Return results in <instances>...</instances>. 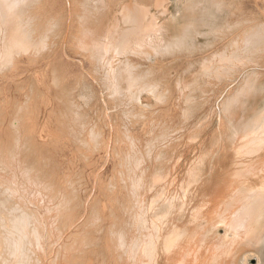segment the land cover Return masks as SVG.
<instances>
[{"label":"rangeland","instance_id":"rangeland-1","mask_svg":"<svg viewBox=\"0 0 264 264\" xmlns=\"http://www.w3.org/2000/svg\"><path fill=\"white\" fill-rule=\"evenodd\" d=\"M154 1H136L139 5L131 12L135 21L118 42L105 33L127 26L120 19L124 0H89L81 7L78 0H19L14 7L0 36V59H5L0 63V194L9 196H0V202L6 201L0 207V264H193L201 212L215 200V185L223 179V174L216 176L196 197L200 151L210 148L221 130L230 95V116H264V0H159V6ZM25 17L37 22L31 25L37 38L12 51L6 47L17 40L16 27ZM66 29L70 34L63 50ZM254 48L260 49L249 51ZM3 49L9 55L12 51V57ZM228 159L219 160L218 168L237 167ZM53 172L58 175L53 189L61 186L64 197H52L57 193L49 186L44 191L46 176ZM37 174L44 178L41 187ZM261 185L256 191H264ZM72 189L71 201L79 199L74 203L68 201ZM36 191L45 195L43 202ZM250 194L241 190L239 197ZM85 201L82 226L65 236L69 214H83ZM15 203L30 221L23 222L27 237L21 235V240L29 239L23 243L27 247L19 241L22 247L8 255L3 237L6 231L11 238L15 234L7 230ZM73 204L78 208L71 211ZM171 222L175 225L168 233ZM202 231L214 236L209 229ZM20 249L26 260L20 259Z\"/></svg>","mask_w":264,"mask_h":264},{"label":"bare ground","instance_id":"bare-ground-1","mask_svg":"<svg viewBox=\"0 0 264 264\" xmlns=\"http://www.w3.org/2000/svg\"><path fill=\"white\" fill-rule=\"evenodd\" d=\"M18 1L19 0H0V36L1 33H3V28L6 27L7 25V22L9 23V19H11V14L13 13V10H14V7L18 4ZM89 0H78V3H79V7L82 6V2H87ZM95 1H98V0H95ZM137 0H124L123 2V5H122V10H121V13H120V19H122L121 21L124 22L125 27L123 28H116L114 27L112 30H107V32L105 33V35L108 36L109 40L114 39L115 37V42H118L120 39H123L125 36H127L131 30V27L129 25H132L133 22L135 21L134 19H132L131 17V12H132V7L133 5H139L138 2H136ZM213 1V0H212ZM120 3V2H119ZM155 5L159 6L160 3H159V0H155L154 1ZM159 3V4H158ZM218 3V2H217ZM220 4V3H219ZM118 5V4H117ZM120 5V6H121ZM217 5V4H216ZM28 6V5H27ZM218 7H220L219 5H217ZM26 8V7H24ZM23 8V9H24ZM29 8V7H28ZM22 10V9H21ZM118 10V9H116ZM213 10V9H212ZM26 10L23 11V13H25ZM115 11V10H114ZM21 11H19L20 13ZM118 14V13H117ZM21 15V14H19ZM30 15V14H29ZM28 15V16H29ZM106 15V14H105ZM104 15V16H105ZM25 16V15H24ZM82 16V14H81ZM23 17V16H21ZM32 17V16H31ZM119 18V16H116ZM135 18V17H133ZM12 20V19H11ZM21 20V19H19ZM34 20V19H33ZM32 20V21H33ZM118 19H116V22L118 24L119 20L117 21ZM32 21H31V18H28V17H25L24 19L22 18V22H18L20 23L18 27H16V30H19V35H17V40L13 38L12 42L13 45H10L6 48H11L12 51H13V48L15 49H18V46L21 45V47H28L29 45H27L25 42H31V44L33 43V40H35V38L37 37H34V34H35V29L32 24ZM115 21V20H114ZM56 22V21H55ZM103 22V21H102ZM112 22V21H111ZM34 23H35V20H34ZM37 23V22H36ZM36 23L34 25H36ZM39 23V22H38ZM54 23V22H53ZM103 24V23H102ZM121 24V23H120ZM118 24V25H120ZM123 24V23H122ZM11 26V25H10ZM117 26V25H116ZM253 27H251V32L250 33H254L255 31V27L258 26L257 25H252ZM37 27V26H35ZM40 27V26H39ZM10 29V27H9ZM53 29V27H52ZM39 30V29H38ZM41 30V29H40ZM10 31V30H9ZM48 31V30H47ZM55 31V30H54ZM18 32V31H17ZM39 32V31H38ZM41 32V31H40ZM39 32V33H40ZM49 32V31H48ZM5 33V32H4ZM11 33V32H10ZM16 33V32H15ZM17 34V33H16ZM51 34V33H50ZM63 40H62V43H61V49L64 50V45L65 43L68 42V35L70 34V31H68L67 29L65 30V32L63 33ZM247 34V33H246ZM5 35V34H4ZM18 36L20 37L18 39ZM50 36V35H49ZM13 37V36H11ZM15 37V35H14ZM73 37V36H72ZM4 38V37H3ZM7 38V37H5ZM38 38H41L38 36ZM43 38V37H42ZM11 39L7 41L10 43L11 42ZM3 40H6V39H3ZM42 41L39 42L41 44H43V39H41ZM44 40H45V37H44ZM56 40V39H54ZM237 40H234L233 42L236 43ZM3 42V41H2ZM11 42V43H12ZM109 42V41H108ZM112 42V41H110ZM38 43V42H37ZM36 41H35V44H37ZM233 43V44H235ZM4 44V43H3ZM7 44V43H6ZM4 44V45H6ZM30 44V45H31ZM47 44V43H46ZM46 44H43V45H46ZM27 45V46H26ZM56 45V44H55ZM111 45V44H110ZM16 46V47H14ZM52 46V45H51ZM20 47V48H21ZM31 47H33L31 45ZM36 47V46H35ZM247 47H251V44H248ZM254 47V46H253ZM3 48V46L1 47ZM5 48V50H6ZM19 48V49H20ZM22 48H21V52H22ZM231 48V47H230ZM15 49V50H16ZM257 49H260V48H254V49H250L249 51L250 52H253ZM4 50V49H3ZM2 50V51H3ZM4 50V52H5ZM10 50V49H9ZM24 50V49H23ZM31 50V49H29ZM8 51V50H7ZM11 51V52H12ZM25 51V50H24ZM23 51V52H24ZM32 51V50H31ZM9 52V51H8ZM11 52H10V55L9 53L5 52L3 54H8L9 55V58L11 56ZM19 52V53H21ZM26 52V51H25ZM1 53V52H0ZM13 53V52H12ZM63 53V54H62ZM61 54L62 56L64 57H68L66 54H64V52H62L61 50ZM3 56V55H2ZM2 56H0V58H2ZM7 55H4V57L6 58ZM12 57V56H11ZM0 63H2V59H0ZM9 60V59H8ZM6 62V61H5ZM9 63V62H8ZM11 63V62H10ZM32 87V86H31ZM59 87V86H58ZM61 87V86H60ZM62 89V88H61ZM66 90V89H65ZM60 92H62L60 90ZM64 94V93H63ZM67 94V93H66ZM64 98V97H63ZM229 101L227 103V109L230 108V111L229 112H233L234 109H233V96L230 95L228 97ZM10 100V99H9ZM26 100V99H25ZM29 101V100H28ZM59 101V100H58ZM27 102V101H26ZM27 107V105H26ZM24 108V106H23ZM233 109V110H232ZM25 110V109H24ZM232 110V111H231ZM26 111V110H25ZM28 111V110H27ZM22 112V110H21ZM228 112V115H225V117L222 119V121L220 122V131L213 135V137L211 138V144H210V148H208L207 150L204 151V153H202V150L200 151V155H199V160H200V164L198 166V170H196L197 172L196 175H195V180L197 182V186H195L194 188V191H195V195L197 198H201L202 196V193H203V187L206 186V187H211L214 183V180H215V177L220 175V174H223V179L222 180H218V183L217 185H215V188H214V194H217L215 200L212 202L211 205L207 206V208L205 209V211H202L201 212V216H202V221L200 222V227L198 229H196V240H195V249L194 250V256H193V264H251L250 263V260L251 259H254L256 258L257 259V264H264V191H263V188L259 191H256L255 189V186L257 187V189H259L261 183L264 182V155H263V151H264V116L260 117V118H255V119H235L234 117L230 116ZM28 113V112H27ZM22 115V114H21ZM21 115H20V118H21ZM23 116V115H22ZM64 116V115H63ZM14 121V120H13ZM18 121V120H17ZM21 121V119H20ZM100 121V120H98ZM2 122V121H1ZM0 122V123H1ZM12 123V122H11ZM87 125V124H85ZM15 126V125H14ZM97 126V125H96ZM77 127V126H76ZM94 127V125H93ZM18 129V128H17ZM16 129V130H17ZM73 129V128H72ZM94 129V128H93ZM19 131V130H18ZM81 133V132H80ZM91 133V131H90ZM98 133V132H97ZM100 133V132H99ZM15 134V132H14ZM16 135V134H15ZM17 136V135H16ZM94 136V134H93ZM96 136V134H95ZM94 136V137H95ZM102 136V135H101ZM92 137V136H91ZM98 138H99V135H98ZM97 138V139H98ZM111 138V137H110ZM118 138V137H117ZM100 139V138H99ZM107 140V139H106ZM86 141V140H85ZM90 141V140H89ZM117 141V140H115ZM23 143V142H22ZM30 143V142H29ZM86 143V142H85ZM93 143V142H92ZM117 143V142H116ZM15 144V143H14ZM31 144V143H30ZM79 144V143H78ZM20 145V144H19ZM89 147V145H88ZM93 147V146H92ZM97 147V146H96ZM13 148V147H12ZM98 148V147H97ZM114 148V147H112ZM94 149V148H93ZM7 150V149H6ZM13 150V149H12ZM98 150V149H97ZM96 150V151H97ZM115 150V149H114ZM16 151V150H15ZM14 151V152H15ZM109 151V150H108ZM116 151V150H115ZM25 152V151H24ZM114 152V151H113ZM26 153V152H25ZM32 153V152H31ZM35 153V152H34ZM84 153V152H83ZM93 153V152H92ZM116 152H114L115 154ZM118 153V152H117ZM8 154V153H6ZM109 154V153H108ZM5 155V154H4ZM25 155V154H24ZM6 156H10V155H6ZM21 156V155H20ZM19 156V157H20ZM84 156V155H82ZM228 156L231 157V161H229V159L227 160L228 162L230 163H233V164H236L237 167H227L225 165H222L223 167V170H222V167L221 168H218V163H219V160H224L226 159ZM122 157V156H121ZM247 157V158H246ZM251 157H253L252 160H249ZM7 158V157H6ZM10 158V157H9ZM23 158V157H22ZM89 158V157H88ZM7 160V159H6ZM5 160V161H6ZM11 160V159H10ZM119 161V159H118ZM9 162V161H8ZM11 162V161H10ZM9 162V163H10ZM42 162V161H41ZM44 162V161H43ZM216 162V163H215ZM257 162H261V163H257ZM17 163V162H15ZM21 163V162H20ZM37 163V162H36ZM222 163V162H221ZM4 164V162H3ZM2 164V165H3ZM7 164V163H5ZM35 164V163H34ZM93 164V163H92ZM204 164L206 165V167H203ZM11 165V163H10ZM8 165V166H10ZM44 165V164H43ZM4 166V165H3ZM12 166V165H11ZM17 166V165H16ZM31 166V165H30ZM36 166V165H34ZM40 166H38L39 168ZM1 168V167H0ZM16 168V167H15ZM18 168V167H17ZM114 168V166H113ZM11 169V168H10ZM8 169V170H10ZM32 169V168H31ZM30 169V170H31ZM41 169V168H40ZM42 169H43V166H42ZM1 170V169H0ZM7 170V171H8ZM33 170V169H32ZM18 171V170H17ZM28 171V170H27ZM38 171V170H37ZM42 171V170H41ZM6 172V171H5ZM24 172V171H23ZM68 172V170H67ZM66 172V173H67ZM4 173V172H3ZM42 174V173H41ZM4 175V174H3ZM7 175V174H6ZM29 175V174H28ZM38 175V174H37ZM68 175V173H67ZM226 175H229L231 176L233 179H226ZM24 176V175H23ZM32 176V175H31ZM57 173L53 172L51 173L49 176L47 175L46 177H48V180L46 182V186H45V190L48 188L51 187L52 189L55 188V185L57 187V184H56V180H57ZM119 176V175H118ZM29 177V176H28ZM64 177V175H63ZM75 177V176H74ZM6 178V177H5ZM9 178V177H8ZM36 178V181L38 183V185L41 187L42 186V182H43V177H41V175H38ZM70 178V177H69ZM72 178V177H71ZM96 178V177H95ZM115 179V178H114ZM7 180V179H6ZM24 180V179H23ZM26 180V179H25ZM35 180V179H34ZM70 180V179H69ZM68 180V181H69ZM8 181V180H7ZM58 181V180H57ZM114 182V181H113ZM29 183V182H28ZM31 183V182H30ZM116 183V182H115ZM62 184V183H61ZM73 184V183H72ZM108 184V183H107ZM257 184L259 186H257ZM3 185V184H2ZM21 185V184H20ZM23 185V184H22ZM43 185H44V182H43ZM59 185V184H58ZM71 185V183H70ZM133 185V184H132ZM1 186V185H0ZM15 186V184H14ZM263 186V185H261ZM16 187V186H15ZM27 187V186H26ZM47 187V188H46ZM59 187V186H58ZM78 187V186H77ZM7 188V187H6ZM23 188V187H22ZM35 188V187H34ZM60 188H62L61 186L58 188L59 190H54L56 192L54 193H57V195H53L52 194V191L50 192L49 189H48V195L51 193L52 194V197L54 196V198H58L60 195V197H64L63 195V192L62 190L60 191ZM15 189V188H14ZM26 189V188H25ZM42 189V188H41ZM56 189V188H55ZM123 189V188H122ZM255 189V190H254ZM6 190V189H5ZM8 190V188H7ZM10 190V188H9ZM51 190V189H50ZM135 190V189H134ZM241 190L242 192H247L249 191L251 194L247 197V199H243V197H239L240 194H241ZM1 191V189H0ZM4 191V190H3ZM3 191L1 193H3ZM32 191V190H31ZM43 191V189H42ZM85 191V190H84ZM10 192V191H9ZM37 192V191H36ZM8 193V191H7ZM15 193V192H14ZM19 193V192H18ZM39 192H37L36 194H38ZM47 193V192H46ZM45 193V194H46ZM134 193V192H133ZM5 195L6 192L4 193ZM12 194V193H11ZM41 194V193H40ZM38 194V195H40ZM71 194H73V189L71 191V193H69L68 195V201L69 202H73L75 200H79V199H75L76 196L72 195L74 197V201H71L73 200L72 197H71ZM75 194V193H74ZM15 195V194H13ZM27 195V194H26ZM44 195V194H42ZM76 195V194H75ZM0 196H3L2 194H0ZM16 196V195H15ZM19 196V195H17ZM22 196V195H21ZM32 196V195H30ZM37 196V195H36ZM41 196V195H40ZM78 196V195H77ZM9 197V196H8ZM7 197V198H8ZM26 197V196H25ZM39 197V196H38ZM37 197V198H38ZM46 197H47V194H46ZM50 197V195H49ZM89 197V196H88ZM124 197V196H123ZM143 197V195H142ZM239 197V198H238ZM4 199L5 200H8V199ZM11 198V197H10ZM13 198V197H12ZM45 198V195L44 197ZM42 196L40 197V199L42 200L43 199ZM53 198V199H54ZM66 198V197H65ZM79 198V197H77ZM144 198V197H143ZM20 199V198H19ZM31 199V198H30ZM52 199V198H51ZM90 199V197H89ZM139 199V202L142 203V199L140 200ZM1 200L2 197H1ZM4 200V201H5ZM18 200V199H17ZM39 200L38 198V201H41ZM48 200V199H47ZM64 199L62 198L61 201H63ZM87 200V199H86ZM15 201V200H14ZM13 201V202H14ZM20 201H22L20 199ZM19 201V202H20ZM28 201V200H27ZM44 200H42L41 202H43ZM49 201V200H48ZM55 201V199H54ZM60 201V202H61ZM67 201V202H68ZM88 201V200H87ZM98 201V200H97ZM124 201V200H123ZM24 202V201H23ZM36 202V201H35ZM40 202V204H41ZM59 202V201H58ZM57 203V204H60ZM64 202V201H63ZM66 202V201H65ZM68 202V203H69ZM80 201H76V203H78ZM86 202V201H85ZM83 202V203H85ZM94 202V201H93ZM138 201H136L137 203ZM5 202H0V207L1 205H3ZM9 203V201H8ZM17 203V202H16ZM15 203V204H16ZM33 203V202H32ZM31 203V204H32ZM98 203V202H96ZM125 203V202H124ZM140 203V206H142ZM10 204V203H9ZM12 204V203H11ZM27 204V203H26ZM34 204V203H33ZM51 204V203H50ZM71 204V203H70ZM108 204V203H107ZM135 204V203H134ZM144 204V203H143ZM14 205V204H13ZM19 205V204H18ZM17 204L14 205V206H18ZM47 205V204H46ZM64 205V204H62ZM92 205V204H91ZM125 205V204H124ZM8 206V205H7ZM59 206V205H58ZM61 206V205H60ZM67 206V204L65 205ZM89 206V205H88ZM95 206V205H94ZM93 206V207H94ZM103 206V205H102ZM145 206V205H144ZM143 206V207H144ZM10 207V206H9ZM21 206H18L16 209H14L13 212L12 209L10 208L11 212L14 213L13 215V225H11L12 227H10L9 225V228L7 230L11 231V235L12 233L14 235H16V233H18L17 235H19L20 237L18 238V240L14 239V235L12 236L13 238H11L9 235H7V231L5 232V235L3 237V241L5 242V245L7 244L6 248H7V252H10L8 255H10L11 253H15L17 251V247H20L21 245H19V243L22 244V246H26L24 245L23 243L29 239V238H25L27 236H25L23 233L26 231V227L24 225V220L27 219L25 218V212L24 213H20V211H23L21 210L20 208ZM26 206H24L25 208ZM34 207V206H33ZM46 207V206H45ZM92 207V206H91ZM92 207V208H93ZM96 207V206H95ZM122 207V206H121ZM8 208V207H7ZM15 208V207H14ZM19 208V209H18ZM39 208H40V205H39ZM53 208V207H52ZM56 207H54L53 209H55ZM64 208V207H63ZM66 208V207H65ZM71 211L74 210L75 208H78L76 207V205L73 204V206L71 205L70 207H68ZM125 210L126 209V206L124 207ZM123 208V209H124ZM38 209V208H37ZM44 209V208H42ZM46 209V208H45ZM51 209V210H53ZM60 209V207H59ZM57 209V210H59ZM62 209V208H61ZM69 209H65V210H69ZM143 209V208H142ZM141 209V211H142ZM4 210V209H3ZM20 210V211H19ZM56 210V212H57ZM65 210H62L65 211ZM84 212L82 214V212L80 214H75V215H72V214H69V222L67 223L68 224V231L65 232V236L67 235H70L71 234V231L72 230H75V229H78L80 228V226H82V221L84 220L83 217H85L86 215V210H87V202L84 204ZM95 210V209H94ZM93 210V211H94ZM108 210H110L108 208ZM138 210V209H137ZM5 211V210H4ZM26 211V210H25ZM29 211V210H28ZM47 211V210H46ZM44 211V213L46 212ZM54 211V210H53ZM65 211V212H67ZM92 211V213H93ZM100 211V209H99ZM111 211V210H110ZM120 211V209H119ZM129 211V210H128ZM7 212H9V210H7ZM5 212V213H7ZM11 212L9 213V216H11ZM55 212V213H56ZM69 212V211H68ZM67 212V214H68ZM3 213V217H4V214ZM28 212H26V215L29 216V214H27ZM31 213V212H30ZM33 213V212H32ZM31 213V215H32ZM39 213V212H38ZM42 213V212H41ZM39 213V214H41ZM52 213V212H51ZM59 213V212H58ZM57 213V215H58ZM103 213V212H102ZM131 213V212H130ZM11 214V215H10ZM37 214V213H35ZM38 214V215H39ZM64 214V213H62ZM125 214V213H123ZM30 215V216H31ZM48 215V214H47ZM52 215V214H51ZM49 214V217L51 216ZM54 215V214H53ZM61 215V214H60ZM66 215V214H65ZM97 215V214H96ZM114 215V213H113ZM139 214H137L138 216ZM1 216V214H0ZM7 216L6 219L9 217ZM29 216V217H30ZM33 216V215H32ZM35 216V215H34ZM42 216V215H41ZM59 216V215H58ZM108 217L109 216H112V215H107ZM106 216V217H107ZM133 216V215H132ZM54 217V216H53ZM62 217V215H61ZM60 217V219H61ZM87 217H90V216H87ZM113 217V216H112ZM117 217V216H116ZM140 217V215H139ZM25 218V219H24ZM32 218V217H31ZM28 218V220H33V218ZM44 218V217H42ZM48 218V217H47ZM58 218V217H57ZM103 218V217H102ZM133 219V217H131ZM130 218V219H131ZM1 219V217H0ZM3 219V218H2ZM5 219V217H4ZM11 219V218H10ZM35 219V218H34ZM49 219V218H48ZM56 219V218H55ZM91 219V218H90ZM97 219V218H96ZM101 219V217H100ZM115 219V218H114ZM118 219V218H116ZM122 219V218H121ZM140 219V218H139ZM9 220V219H7ZM59 220V218H58ZM57 220V221H58ZM63 221V218L61 219ZM65 220V219H64ZM88 220V219H87ZM98 220V219H97ZM113 220V218H112ZM119 220V219H118ZM141 220V219H140ZM3 221V220H1ZM5 221V220H4ZM10 221V220H9ZM27 220H25V223ZM35 221V220H33ZM43 221V220H42ZM47 221V219H46ZM61 221V223H62ZM142 221V220H141ZM36 222V221H35ZM38 222V221H37ZM36 222V224H37ZM53 222V221H52ZM88 222V221H87ZM90 222V221H89ZM88 222V223H89ZM104 222V221H103ZM124 222V221H123ZM2 223V222H1ZM23 223V224H22ZM30 224V221L28 222ZM27 223V224H28ZM46 223V222H45ZM58 223V222H57ZM64 223V221H63ZM62 223V224H63ZM3 224V223H2ZM33 223H31L32 225ZM52 224V223H51ZM60 224V223H59ZM60 224L61 226H63V228L61 226H59L60 230H64V226L66 227V224L62 225ZM140 224H142L140 222ZM139 224V225H140ZM4 225V224H3ZM6 225V224H5ZM30 225V226H31ZM40 225V224H39ZM47 225V223L44 225V227ZM54 225V223H53ZM52 225V226H53ZM83 225H85L83 223ZM173 225L175 224H171L169 225V232L171 231V228H173ZM28 227V225H26ZM34 226V225H33ZM38 226V224H37ZM42 226V225H40ZM39 226V227H40ZM48 226V225H47ZM111 225H109V229ZM32 227V226H31ZM55 227V226H54ZM104 227V226H103ZM101 226V229L103 228ZM123 227V226H122ZM143 227V225H142ZM36 229V227H33V229ZM48 228V227H47ZM52 228V227H50ZM75 228V229H74ZM82 228V227H81ZM203 228H206V229H209V233H211L212 231L214 232V236L212 238H209L208 236H210L209 234H205L202 229ZM223 229L224 230V233L223 234H220V230L219 229ZM34 229V230H35ZM40 229V228H39ZM44 229V228H43ZM49 229V228H48ZM107 226H106V230H107ZM31 230V229H30ZM55 230V228L53 229ZM57 230V229H56ZM59 230V231H60ZM79 230V229H78ZM83 230V229H81ZM8 231V232H9ZM50 231V229H49ZM77 231V230H76ZM98 231V230H97ZM103 231V229L101 230ZM4 232V231H3ZM37 232V231H36ZM55 232V231H54ZM73 232V231H72ZM75 232V231H74ZM78 232V231H77ZM100 232V231H98ZM105 232V231H104ZM110 232V231H109ZM114 232V231H113ZM124 232V231H123ZM10 233V232H9ZM8 233V234H9ZM115 233V232H114ZM30 234V233H29ZM38 234V233H36ZM42 234V233H40ZM40 234L38 237H40ZM62 234V232H61ZM76 234V233H75ZM110 234V233H109ZM127 234V233H126ZM21 235L25 236L23 238H25L26 240L23 242L21 239ZM33 235V234H32ZM31 235V236H32ZM56 235V234H55ZM58 235V234H57ZM79 235V234H78ZM30 236V237H31ZM60 235H58L59 237ZM63 237V235H61ZM71 236V235H70ZM74 236V234H73ZM57 237V236H56ZM57 237V238H58ZM61 237V239H62ZM76 237V236H75ZM74 237V239H75ZM115 237V236H114ZM2 238V237H1ZM41 238V237H40ZM78 238V237H77ZM111 238V236H110ZM12 239V240H11ZM45 239V238H44ZM43 239V240H44ZM59 239V238H58ZM108 239V238H107ZM107 239H105L107 241ZM117 239V238H116ZM16 240V241H15ZM24 240V239H23ZM68 240V239H67ZM65 240V241H67ZM98 239H96L97 241ZM104 240V239H103ZM115 240V239H114ZM21 241V242H19ZM29 241V240H28ZM27 241V243H28ZM33 241V239H32ZM38 241V240H37ZM36 241V242H37ZM60 241V239H59ZM71 241V240H70ZM112 241V240H111ZM116 241V240H115ZM18 242V243H17ZM34 242H35V239H34ZM57 242V241H56ZM68 242V241H67ZM77 242V240H76ZM19 246H16L17 244ZM26 243V242H25ZM30 243V242H29ZM28 243V244H29ZM40 243V242H39ZM65 243V242H64ZM95 243V242H94ZM93 243V244H94ZM12 244V245H10ZM59 244V242H58ZM67 244V243H66ZM31 245V244H30ZM37 245V243H36ZM40 245V244H39ZM62 245V243H61ZM60 245V247H61ZM65 245V244H64ZM72 245V244H71ZM74 245V244H73ZM96 245V244H95ZM21 246V247H22ZM35 246V245H34ZM38 246V245H37ZM63 246V245H62ZM17 249H16V248ZM27 247V246H26ZM59 247V246H58ZM93 247V246H92ZM98 247V246H97ZM25 249V248H24ZM21 250V249H20ZM29 250V249H28ZM27 250V251H28ZM22 252V256H21V260H26L27 256L26 257H23L24 255V252L25 250H21ZM96 251V250H95ZM26 253V252H25ZM110 253V252H109ZM16 254V253H15ZM19 254V253H18ZM31 255V253H28ZM78 254V253H77ZM76 254V255H77ZM7 255V256H8ZM75 255V254H74ZM80 255V253H79ZM16 256V255H15ZM14 256V257H15ZM19 257V256H18ZM23 257V258H22ZM72 257V256H71ZM13 258V257H12ZM26 258V259H25ZM29 255H28V260H29ZM53 259V258H52ZM51 259V260H52ZM18 260V259H17ZM27 260V261H28ZM36 260V259H35ZM45 260V259H44ZM43 260V261H44ZM89 260V259H88ZM103 260V259H102ZM14 261V260H13ZM31 261V260H30ZM12 262V261H11ZM20 262V260H19ZM18 262V264H19ZM25 262V261H24ZM41 262V261H40ZM74 262V261H73ZM26 263V262H25ZM32 263V262H31ZM178 263V262H176ZM45 264V263H43ZM254 264V263H253Z\"/></svg>","mask_w":264,"mask_h":264}]
</instances>
